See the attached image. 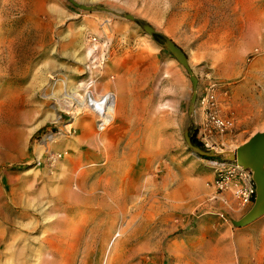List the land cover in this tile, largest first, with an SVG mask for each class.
Segmentation results:
<instances>
[{"label": "rangeland", "instance_id": "1", "mask_svg": "<svg viewBox=\"0 0 264 264\" xmlns=\"http://www.w3.org/2000/svg\"><path fill=\"white\" fill-rule=\"evenodd\" d=\"M74 1L110 13L0 0V264H264V215L234 227L249 208L213 188L226 154L264 131V0ZM164 39L197 80L192 114ZM91 76L116 96L103 131L66 114ZM210 95L235 127L203 159L184 133L204 138ZM50 126L60 135L46 146Z\"/></svg>", "mask_w": 264, "mask_h": 264}, {"label": "built area", "instance_id": "2", "mask_svg": "<svg viewBox=\"0 0 264 264\" xmlns=\"http://www.w3.org/2000/svg\"><path fill=\"white\" fill-rule=\"evenodd\" d=\"M93 83H92V82ZM96 80L88 79L83 83L81 94H74L69 104V112L67 115L80 116L89 114L94 118L95 127L98 129H108L114 120L110 107L115 100V94L111 90L97 92ZM210 107L205 122L202 123L203 139H200L202 147L207 151H221L225 146L223 137L230 134L235 127V118L231 116L221 115L214 108L217 101L213 95H210ZM204 103V100H202ZM71 123V122H70ZM70 123L65 126L64 135H71L75 132L73 128L66 129ZM96 129V130H97ZM60 132V131H59ZM60 133L53 132V126L48 127L41 136V141L47 146L54 141ZM214 198L227 204L228 200L224 199V193L229 192L233 200V209L243 211L250 208L255 198V185L252 174L248 170H244L235 162H225L217 165L213 176ZM232 204V203H231Z\"/></svg>", "mask_w": 264, "mask_h": 264}, {"label": "water", "instance_id": "3", "mask_svg": "<svg viewBox=\"0 0 264 264\" xmlns=\"http://www.w3.org/2000/svg\"><path fill=\"white\" fill-rule=\"evenodd\" d=\"M72 5L80 10L91 11L102 10L109 12L107 9L85 6L76 3L74 0H68ZM124 18L129 21H137L131 15H124ZM144 31V33L150 37H154L157 33L151 25L146 22L137 21ZM162 47L167 50L172 57L184 68L188 74L189 80L192 84L193 94L190 98V105L188 112L192 114L194 112V103L196 100V83L197 80L194 77L189 65L185 53L171 40L164 39ZM192 136L188 132L184 133V141L186 147L191 153L199 158H214L218 157L213 151H205L199 147L193 146L191 143ZM227 162H235L241 166L244 170H248L252 174V179L255 185V198L252 206L249 210L239 219L231 220V223L236 228L245 227L264 215V131L254 133L250 136L245 143L236 148L234 152H228L224 158Z\"/></svg>", "mask_w": 264, "mask_h": 264}, {"label": "bare ground", "instance_id": "4", "mask_svg": "<svg viewBox=\"0 0 264 264\" xmlns=\"http://www.w3.org/2000/svg\"><path fill=\"white\" fill-rule=\"evenodd\" d=\"M89 54H91V53L89 52ZM90 56H91V55H90ZM90 79L93 80V79H92V76H91ZM91 82H92V81H91ZM92 83H93V82H92ZM81 85H83V84H81ZM76 91H77V90L74 88V89L71 91V92H72V93H71L72 95H68V96L66 97V99H67V100H68V99L71 100L72 97H73V95H74V94L76 95V93H77ZM66 102H67V101H66ZM68 103H69V102H68ZM116 109H117V107H116V96H115L114 103H113V105H112V106L110 107V109H109L110 111H112V112H111L112 115H113L112 118H113L114 115H115ZM54 120H55L56 122L59 120V114H58V113L56 114ZM75 121H76V118H75ZM75 121H74V122H75ZM98 130L103 131L104 128H101V129H100V127H99ZM234 149H235V147H234Z\"/></svg>", "mask_w": 264, "mask_h": 264}, {"label": "trees", "instance_id": "5", "mask_svg": "<svg viewBox=\"0 0 264 264\" xmlns=\"http://www.w3.org/2000/svg\"><path fill=\"white\" fill-rule=\"evenodd\" d=\"M154 38H157V40H159V41L162 40V37H161V36H156V37H154ZM191 143H192L193 146H196V147H199V148H201V149H204V148L202 147V145H201V144H200L195 138H192V139H191ZM203 159H208V158H203Z\"/></svg>", "mask_w": 264, "mask_h": 264}, {"label": "crops", "instance_id": "6", "mask_svg": "<svg viewBox=\"0 0 264 264\" xmlns=\"http://www.w3.org/2000/svg\"><path fill=\"white\" fill-rule=\"evenodd\" d=\"M116 107H117V101H116ZM117 110V109H116Z\"/></svg>", "mask_w": 264, "mask_h": 264}]
</instances>
